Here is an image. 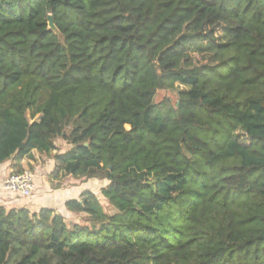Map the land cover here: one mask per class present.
Segmentation results:
<instances>
[{
	"label": "trees",
	"instance_id": "trees-1",
	"mask_svg": "<svg viewBox=\"0 0 264 264\" xmlns=\"http://www.w3.org/2000/svg\"><path fill=\"white\" fill-rule=\"evenodd\" d=\"M34 149L114 212L0 205V264H264V0H0V165Z\"/></svg>",
	"mask_w": 264,
	"mask_h": 264
},
{
	"label": "crops",
	"instance_id": "crops-1",
	"mask_svg": "<svg viewBox=\"0 0 264 264\" xmlns=\"http://www.w3.org/2000/svg\"><path fill=\"white\" fill-rule=\"evenodd\" d=\"M56 153V151H53ZM42 154H45L43 156ZM48 153L42 152L38 149L32 151V155L22 159L20 166L33 169L35 173L36 187L33 195L30 198H24L12 194L4 188L6 178L13 173L14 164L8 160L0 165V205L6 207H28L34 208L33 211H38L41 207L52 208L62 215L66 216L67 212L69 217L74 214L66 208V202L70 199L80 198L81 194L90 189L85 186L84 179L75 177L71 174L63 172L60 177L54 178L51 173L55 167V161L52 154L47 156ZM43 158V160H41ZM103 184L100 189L108 184V180L103 179ZM42 192L38 197H34L36 190ZM91 190V189H90ZM33 200L31 201V199ZM31 205V206H30ZM66 218V217H65Z\"/></svg>",
	"mask_w": 264,
	"mask_h": 264
},
{
	"label": "rangeland",
	"instance_id": "rangeland-1",
	"mask_svg": "<svg viewBox=\"0 0 264 264\" xmlns=\"http://www.w3.org/2000/svg\"><path fill=\"white\" fill-rule=\"evenodd\" d=\"M176 89H178V90L179 89H186V87L183 86V85H178L177 84L176 85ZM165 97H168L173 102H175L177 100V90H162V91H159L157 93V96H156V102H159V101L163 100ZM57 145L59 147V150H62V151H64L67 148H69V146L61 139L57 140ZM42 155L45 156V154H42ZM47 156H50V154H48ZM41 160H43V158ZM25 169H30V170L33 171V169H31V168H25ZM25 169H23V170H25ZM78 179H80V178H78ZM83 179H84L85 186L89 187L92 191L96 192L99 195L100 200H101L103 206L105 207V209L108 212H111V213L114 212V209L109 206L107 200L104 199V197H102L100 195V185L103 184L104 180L103 179H85V178H83ZM39 192L40 191L37 189L35 191V193H34V197H38ZM41 194H42V192H40V195ZM32 200H33V198L31 199V201ZM31 207H30L31 210L34 209V208H31ZM64 213L66 215L65 216L66 217V221L69 224H71L72 222H75V221H82L83 215H81V214H72V216L69 217V215H67V212H64Z\"/></svg>",
	"mask_w": 264,
	"mask_h": 264
},
{
	"label": "built area",
	"instance_id": "built-area-1",
	"mask_svg": "<svg viewBox=\"0 0 264 264\" xmlns=\"http://www.w3.org/2000/svg\"><path fill=\"white\" fill-rule=\"evenodd\" d=\"M36 187L35 173L30 169L22 172H13L5 182L4 188L14 195L30 198Z\"/></svg>",
	"mask_w": 264,
	"mask_h": 264
},
{
	"label": "water",
	"instance_id": "water-1",
	"mask_svg": "<svg viewBox=\"0 0 264 264\" xmlns=\"http://www.w3.org/2000/svg\"><path fill=\"white\" fill-rule=\"evenodd\" d=\"M48 22H49V27L54 30L55 32H58V28L57 26L55 25V22H54V18L52 16V14H50L48 16Z\"/></svg>",
	"mask_w": 264,
	"mask_h": 264
}]
</instances>
